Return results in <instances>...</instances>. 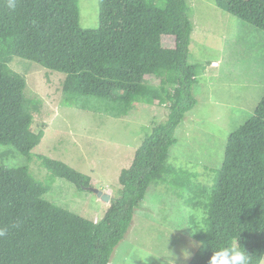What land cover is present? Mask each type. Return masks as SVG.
<instances>
[{"label":"trees","instance_id":"16d2710c","mask_svg":"<svg viewBox=\"0 0 264 264\" xmlns=\"http://www.w3.org/2000/svg\"><path fill=\"white\" fill-rule=\"evenodd\" d=\"M78 1L15 0L9 8V0H0V264H112L153 185L207 211L204 230L192 236L199 248L189 264H209L214 251L227 246L246 251L251 264H262L264 96L229 136L214 184H202L198 173L170 164L176 132L197 105L192 89L202 68L189 62L193 23L186 0H99L97 28L82 27ZM220 3L264 33V0ZM168 37L172 46L164 43ZM16 59L64 74L62 91L70 107L114 119L126 118L136 104L157 102L169 109L121 172L119 195L100 221L45 199L57 179L85 191L90 177L46 156H40L44 180L29 166L5 164L16 154L30 162L45 137L44 130L33 128L44 100L28 94L26 77L10 67Z\"/></svg>","mask_w":264,"mask_h":264},{"label":"rangeland","instance_id":"374dc122","mask_svg":"<svg viewBox=\"0 0 264 264\" xmlns=\"http://www.w3.org/2000/svg\"><path fill=\"white\" fill-rule=\"evenodd\" d=\"M224 1L186 0L194 25L189 62L202 68L192 89L197 105L179 126L170 158L177 169L198 173L206 186L214 184V170L222 167L229 136L253 116L264 96V33L217 5ZM78 5L82 27L97 28L99 0H79ZM164 43L172 46L174 40L168 37ZM10 67L26 77L30 96L44 100L43 109L34 114L33 128L44 130L45 137L32 151L30 162L16 154L4 159L5 164L29 166L35 177L44 180L47 171L40 156L60 160L90 177L91 188L118 197L121 172L131 167L136 151L153 127L167 119L169 109L157 102L136 104L126 118L114 119L67 106L64 74L21 59ZM53 188L47 201L94 222L111 205L90 189L80 191L65 180L57 179ZM206 212L187 206L166 186H151L112 264H189L199 248L192 236L205 227L193 233L190 220ZM179 222L183 223L178 227ZM133 253L137 257L143 253L142 260Z\"/></svg>","mask_w":264,"mask_h":264},{"label":"clouds","instance_id":"9594fccd","mask_svg":"<svg viewBox=\"0 0 264 264\" xmlns=\"http://www.w3.org/2000/svg\"><path fill=\"white\" fill-rule=\"evenodd\" d=\"M15 6H16L15 0H9L8 7L9 8H15ZM202 221H203V216L202 215L197 216L195 226L190 227L193 229V233L201 230L204 227ZM182 223L183 222H179L178 227L181 226ZM184 228H189V227H184ZM2 235H4V233L0 232V236H2ZM185 253H187L189 255V253L187 251H185L184 254ZM143 255L144 254L141 253L140 257H137L136 254L133 253V256H135L136 258H139V259H141V257ZM133 264H134V261H133ZM209 264H251V261H250L249 254L246 251H244L243 249H241L239 247H235V246H227V247H223L217 251H214V254L211 256V259L209 260Z\"/></svg>","mask_w":264,"mask_h":264},{"label":"water","instance_id":"95a60500","mask_svg":"<svg viewBox=\"0 0 264 264\" xmlns=\"http://www.w3.org/2000/svg\"><path fill=\"white\" fill-rule=\"evenodd\" d=\"M90 190L97 195V197L102 200L103 202L105 203H110L111 202V195L99 190V189H96V188H90Z\"/></svg>","mask_w":264,"mask_h":264},{"label":"crops","instance_id":"0c3cea01","mask_svg":"<svg viewBox=\"0 0 264 264\" xmlns=\"http://www.w3.org/2000/svg\"><path fill=\"white\" fill-rule=\"evenodd\" d=\"M240 21H241V20H240ZM193 26H194V25H193ZM193 32H194V31H193ZM213 64H214L215 67H217V68L219 67V63L214 62Z\"/></svg>","mask_w":264,"mask_h":264}]
</instances>
